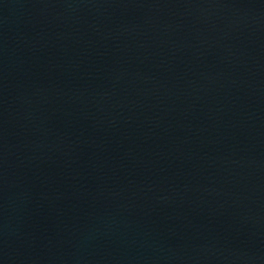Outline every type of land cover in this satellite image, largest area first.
Here are the masks:
<instances>
[{
  "label": "water",
  "instance_id": "obj_1",
  "mask_svg": "<svg viewBox=\"0 0 264 264\" xmlns=\"http://www.w3.org/2000/svg\"><path fill=\"white\" fill-rule=\"evenodd\" d=\"M0 264H264V0H0Z\"/></svg>",
  "mask_w": 264,
  "mask_h": 264
}]
</instances>
